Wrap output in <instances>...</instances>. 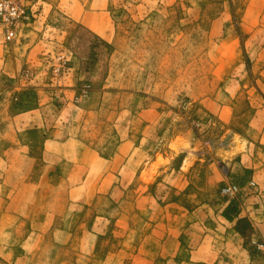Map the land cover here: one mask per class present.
<instances>
[{"label":"rangeland","instance_id":"obj_1","mask_svg":"<svg viewBox=\"0 0 264 264\" xmlns=\"http://www.w3.org/2000/svg\"><path fill=\"white\" fill-rule=\"evenodd\" d=\"M11 1L24 7L27 18L9 42L0 21V101L6 110L18 102L21 84L59 90L78 86L83 92L88 82L96 88L131 87L138 92L139 96L110 93L112 110L139 112L147 105L165 104L169 127L178 123L184 133L194 131L197 136L193 150L183 138L178 142L184 143V150L204 155V160L195 165L194 174L187 173L184 184H190L183 191L165 188L167 182L153 175L148 193L140 185L137 191L121 193V202L145 200L146 194L152 201L181 200L187 206L179 226L185 264L192 248L197 264L261 261L254 241L264 242V179L254 180L253 162L240 161V153L264 160L263 146L256 141L261 127L257 133L249 124L264 107V0ZM84 11L90 12L88 19L99 25L97 29L77 18ZM79 97L80 93L68 101L78 104ZM63 100L55 97L57 104ZM110 117L111 112L104 121ZM258 118L261 125L264 114ZM90 126L93 132L110 133L109 123L95 121ZM233 160L240 164L229 177L224 168ZM159 164L172 166L162 158ZM190 166L188 162L185 168ZM231 185L238 188L232 198L224 194ZM67 199L66 193L59 194L56 216L46 232L59 225ZM149 211H132L137 234L132 233L131 245L137 239L138 246L153 230ZM123 212L127 215L131 209L127 206ZM99 227L102 230L96 231L111 232L110 222ZM29 228L27 222L8 221L0 231V247L15 253ZM107 235L101 241L103 253L119 245L116 236ZM122 259L126 258L108 264ZM80 260L101 262L93 255Z\"/></svg>","mask_w":264,"mask_h":264},{"label":"crops","instance_id":"obj_2","mask_svg":"<svg viewBox=\"0 0 264 264\" xmlns=\"http://www.w3.org/2000/svg\"><path fill=\"white\" fill-rule=\"evenodd\" d=\"M89 16L88 11L77 13L83 24L97 29L99 25L89 21ZM86 85L89 88L84 98L78 86L59 90L21 84L17 88L18 102L9 110L0 101V231L15 219L30 226L15 253L0 247V264H108L120 256L126 259L118 264H185L180 258L184 232L179 226L187 206L177 199L152 201L147 198L149 194L144 196L145 200L128 198L125 205L120 196L137 191L140 185L148 193V180L153 175L160 177L162 183L167 182L165 188H187L190 183L184 184V178L187 179V173L194 174L195 165L204 160V155L184 150V143L178 139L183 138L193 150L197 144L195 132L184 133L178 123L169 127L165 104L147 105L139 112L130 108L112 110L107 96H139L131 87L113 91L88 82ZM79 93L78 104L68 101ZM55 97L65 98L64 103L57 104ZM110 112L111 117L105 122ZM263 114L264 107L257 111L258 117ZM258 117L249 124L257 133L258 126L261 127L256 141L264 149V121L260 125ZM95 121L109 123L110 133L102 129L93 132L90 123ZM240 155V161L253 162L254 180L257 176L264 179V160L256 156L252 159L248 153ZM160 158L169 160L172 166L159 164ZM188 162L191 166L185 168ZM234 162L224 168L229 177L240 164ZM224 170L219 173L222 177ZM60 193L67 194V203L59 225L48 233L45 229L56 216ZM127 206L131 212L126 215L123 208ZM91 210L92 216L88 215ZM139 210H151L149 221L153 230L137 246V239L132 245L130 239L132 233L137 234L132 211ZM108 222V235L96 231ZM105 235L116 236L119 245L103 253L101 241ZM190 253L187 264H197V252L192 248ZM91 255L99 256L101 262L80 263L81 258ZM46 259L48 262H44Z\"/></svg>","mask_w":264,"mask_h":264},{"label":"built area","instance_id":"obj_3","mask_svg":"<svg viewBox=\"0 0 264 264\" xmlns=\"http://www.w3.org/2000/svg\"><path fill=\"white\" fill-rule=\"evenodd\" d=\"M27 18L26 10L21 5L11 0H0V21L4 25V37L6 41H12L17 37V30L21 23ZM67 61H65L66 64ZM88 88H85L82 92V97L87 96ZM80 97L76 98V102H79ZM238 193V188L234 185L228 186L224 189V194L228 197H235ZM257 250L262 255V260L257 264H264V242H255Z\"/></svg>","mask_w":264,"mask_h":264}]
</instances>
